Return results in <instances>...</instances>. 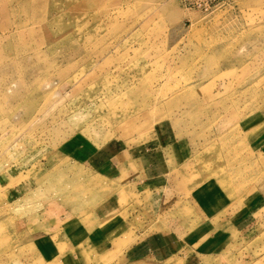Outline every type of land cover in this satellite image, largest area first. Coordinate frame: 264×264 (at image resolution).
I'll use <instances>...</instances> for the list:
<instances>
[{"label": "rangeland", "instance_id": "obj_1", "mask_svg": "<svg viewBox=\"0 0 264 264\" xmlns=\"http://www.w3.org/2000/svg\"><path fill=\"white\" fill-rule=\"evenodd\" d=\"M0 264H264V0H0Z\"/></svg>", "mask_w": 264, "mask_h": 264}, {"label": "crops", "instance_id": "obj_2", "mask_svg": "<svg viewBox=\"0 0 264 264\" xmlns=\"http://www.w3.org/2000/svg\"><path fill=\"white\" fill-rule=\"evenodd\" d=\"M79 220V221H78ZM72 221H74V222H81L82 221V218L81 217H75ZM88 230V229H87ZM106 233V232H105ZM232 233V232H231ZM123 233H120V236L119 237H121V235H122ZM220 235V234H219ZM118 237V238H119ZM117 238V239H118ZM217 238H218V236H217ZM217 238H216V236L214 237V239L215 240H217ZM163 240H171V239H169V238H164ZM211 240V239H210ZM219 240V239H218ZM220 240H232V238H231V236L230 237H228V238H226V239H224V238H222V239H220ZM167 246H169L168 245V243L166 244ZM149 251H150V249H149ZM134 256H135V252H131V254L129 253L128 254V258H130V260L132 259V260H134Z\"/></svg>", "mask_w": 264, "mask_h": 264}, {"label": "bare ground", "instance_id": "obj_3", "mask_svg": "<svg viewBox=\"0 0 264 264\" xmlns=\"http://www.w3.org/2000/svg\"><path fill=\"white\" fill-rule=\"evenodd\" d=\"M188 91V90H187ZM175 95V94H174ZM178 95H179V93H178ZM182 96L184 97V95H183V92H182ZM175 97V96H174ZM177 98H179V96L177 97ZM187 98V97H186ZM187 99H189V98H187ZM179 101H181L180 99H179ZM171 104V103H170Z\"/></svg>", "mask_w": 264, "mask_h": 264}]
</instances>
